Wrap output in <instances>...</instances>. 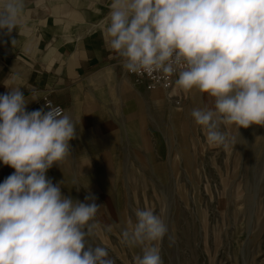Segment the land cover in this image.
<instances>
[{"label": "clouds", "instance_id": "9594fccd", "mask_svg": "<svg viewBox=\"0 0 264 264\" xmlns=\"http://www.w3.org/2000/svg\"><path fill=\"white\" fill-rule=\"evenodd\" d=\"M24 10V0H0V32L19 31ZM106 36L125 71L176 76L175 89L212 99L190 113L210 146H227L221 126L264 125V0H111ZM5 87L0 163L15 171L0 183V264H115L94 244L95 197L74 200L47 177L71 154L76 124L51 101L27 111L34 95ZM133 212L121 232L122 244L140 249L133 264H163L167 225L149 207Z\"/></svg>", "mask_w": 264, "mask_h": 264}, {"label": "rangeland", "instance_id": "374dc122", "mask_svg": "<svg viewBox=\"0 0 264 264\" xmlns=\"http://www.w3.org/2000/svg\"><path fill=\"white\" fill-rule=\"evenodd\" d=\"M90 94L70 116L71 154L47 177L64 181L63 195L85 202L91 193L101 205L94 244L133 264L140 249L121 232L135 208L149 207L168 228L163 264H264V125L221 126L227 146H210L190 115L213 106L206 94L170 98L127 76ZM105 119L113 130L100 129ZM14 171L0 163V183Z\"/></svg>", "mask_w": 264, "mask_h": 264}, {"label": "crops", "instance_id": "0c3cea01", "mask_svg": "<svg viewBox=\"0 0 264 264\" xmlns=\"http://www.w3.org/2000/svg\"><path fill=\"white\" fill-rule=\"evenodd\" d=\"M24 3L19 31L10 36L0 32V94L8 91L5 86H19L26 98L37 99L28 103L27 111L40 109L48 96L64 106L66 114L79 117L80 99L127 76L106 36L111 0ZM109 124L105 119L100 129L113 130Z\"/></svg>", "mask_w": 264, "mask_h": 264}, {"label": "built area", "instance_id": "2783aa9c", "mask_svg": "<svg viewBox=\"0 0 264 264\" xmlns=\"http://www.w3.org/2000/svg\"><path fill=\"white\" fill-rule=\"evenodd\" d=\"M126 74L129 78L142 83L147 89V91L151 93L162 92L171 98L172 94H174V92L177 90L175 89V85H174V80L177 78L176 76L171 77L169 80H164L156 74H154L151 77L148 76L147 74L137 75V74L129 73L127 71H126ZM46 101H51L53 106L59 107L65 112L64 106L56 103L55 101L50 99L48 96H45L43 98V101L41 103V108L45 105Z\"/></svg>", "mask_w": 264, "mask_h": 264}]
</instances>
